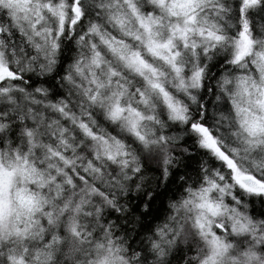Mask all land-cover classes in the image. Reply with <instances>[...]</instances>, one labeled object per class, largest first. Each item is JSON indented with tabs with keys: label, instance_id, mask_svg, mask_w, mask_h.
Returning a JSON list of instances; mask_svg holds the SVG:
<instances>
[{
	"label": "snow or ice",
	"instance_id": "1",
	"mask_svg": "<svg viewBox=\"0 0 264 264\" xmlns=\"http://www.w3.org/2000/svg\"><path fill=\"white\" fill-rule=\"evenodd\" d=\"M0 264H264V0H0Z\"/></svg>",
	"mask_w": 264,
	"mask_h": 264
}]
</instances>
